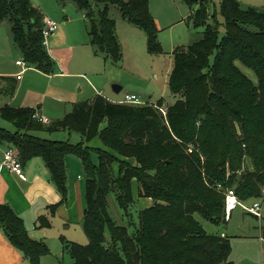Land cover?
Wrapping results in <instances>:
<instances>
[{
    "label": "trees",
    "instance_id": "trees-1",
    "mask_svg": "<svg viewBox=\"0 0 264 264\" xmlns=\"http://www.w3.org/2000/svg\"><path fill=\"white\" fill-rule=\"evenodd\" d=\"M58 1L65 5L70 0ZM72 1L87 19L95 54L104 60L120 63L123 59L117 22L109 17L110 5H116L130 25L145 31L149 53L163 51L149 0ZM184 2L191 12L188 20L204 31L198 42L173 51L168 85L178 97L174 104L166 105L164 98L155 104H128L98 95L76 103L63 119L49 124L33 117L35 108H0L1 118L17 130L0 127V143L18 150L23 167L35 157L43 159L61 194V201L50 207L51 213L69 198L67 157L76 156L82 162V225L89 243H70L74 264H231L230 240L208 233L196 215L216 225L226 223L228 188L247 203L262 199L264 9L243 8L239 0H221L219 14L225 21L221 36L216 14L211 21L209 0ZM5 20L22 60L52 72L54 62L43 45L42 11L32 0H0V22ZM237 62L252 69L258 83ZM0 80L6 83L5 94L13 97L17 80ZM163 106L166 115L160 110ZM60 130L79 133L82 142L38 135ZM96 138L103 145L94 148L98 163L92 160L89 146ZM110 194L129 217L137 198L153 200L140 210L139 226L133 233L111 216ZM38 222L39 228L51 227L46 216ZM0 230L29 264H41L42 257L51 254L44 241L29 236L23 219L6 203H0Z\"/></svg>",
    "mask_w": 264,
    "mask_h": 264
},
{
    "label": "rangeland",
    "instance_id": "rangeland-1",
    "mask_svg": "<svg viewBox=\"0 0 264 264\" xmlns=\"http://www.w3.org/2000/svg\"><path fill=\"white\" fill-rule=\"evenodd\" d=\"M149 1L150 12L160 28L158 39L163 51L158 54L149 53L145 31L130 25L122 17L120 9L116 5H110L109 17L117 22L116 32L123 47V59L120 63L100 59L98 61H100L102 78L107 80L109 89L114 90V85H119L123 87L120 93L123 96L127 92L134 93L147 104H155L159 99L164 98L166 105H171L178 99L170 91L168 85L169 76L174 64V48L179 44L191 45L198 42L203 36L204 28H195L193 23L188 20L189 10L184 0ZM239 1L243 8L254 7L264 9V0ZM32 3L44 14L52 13L58 15V17L73 18L77 20L80 26H85L84 18L78 12L76 4L72 0L68 1L64 7L61 6L58 0H32ZM220 3L221 0H209L208 11L211 17H214L216 14L222 36L225 21L219 14ZM216 18H211V21L213 22ZM5 21L0 22V64L9 66L12 71H18L21 68L16 65V61L22 59V55L17 48L15 53L6 50L4 43L8 41L7 27L9 24H6L8 23L7 20ZM214 58L215 55L212 56V61H214ZM237 65L247 77L254 83H258V78L252 69L244 66L241 62H237ZM28 67L30 65L27 64ZM78 89L79 87L77 91ZM162 109L166 112V106H163ZM162 114L165 115L163 112ZM104 126L105 124H102L101 128H104ZM0 127L10 132L17 131L12 123L4 121L1 117ZM56 133L53 134L56 135ZM64 133L65 136L62 134V137L60 136L61 134L57 133V136L59 135L58 137L61 139L53 140L68 141L72 144L82 142V137L79 133L69 131ZM43 134L47 133H38L41 137ZM91 147L93 148L91 158L95 163H98L99 157L94 149L95 147ZM68 160L71 161L70 167H68L69 179L79 181L80 183L77 185L74 201L81 204L79 201L80 191L83 194V202L85 203V178L82 162L76 156H70ZM247 166L250 167L249 164ZM79 175L83 177L82 180L78 179ZM134 191L137 196V186H134ZM108 201L110 214L116 223L128 227L129 232L133 233L139 226V212L145 208V203L137 198L135 205L130 208L129 217L121 209L114 194L109 195ZM247 204H251V202ZM262 215L263 218L260 219L237 207L232 212L230 219L221 225L213 224L199 214L196 217L208 233L224 236L230 240L232 248L230 256L231 264H264V244L261 240V237H264V208ZM37 231L45 235V239L42 241L47 244L51 252V254L42 257L41 264H74L70 243L76 242L81 245L89 243L82 224L62 222L58 216L52 218V226L49 229L38 228ZM106 236L107 238L110 237L108 230ZM16 251L23 257L19 250ZM3 263H6V261L4 260ZM9 264H15L13 258L9 261ZM19 264L29 263L24 258H21Z\"/></svg>",
    "mask_w": 264,
    "mask_h": 264
},
{
    "label": "crops",
    "instance_id": "crops-1",
    "mask_svg": "<svg viewBox=\"0 0 264 264\" xmlns=\"http://www.w3.org/2000/svg\"><path fill=\"white\" fill-rule=\"evenodd\" d=\"M61 6L64 7L65 5ZM78 12L84 18H82L85 24L84 27L80 26L76 19L58 17V15L52 13L44 14L42 12L44 18L52 19L59 24L57 31L48 38V46L46 47L54 62L53 70L50 73H45L34 66L27 68V64L24 68L17 63L20 60L23 61L22 59L16 61V65L21 68L18 71H12L9 66L0 64V78L11 77L17 80V89L13 97L5 94L6 83L0 80V108L5 105L16 108H35L40 115L47 117L53 123L70 113L76 103L93 100L98 95H102L112 102L123 101L127 94L136 95L127 92L123 96L120 94L123 87L120 91L109 89L107 80L102 78L100 61H98L104 59L95 54L91 44L87 19L82 12L79 10ZM190 14L189 10V16ZM6 24L8 25V23ZM7 28L8 41L4 43V46L6 50L15 53L17 46L11 37L9 25ZM180 46L188 45L179 44L176 48ZM20 73L22 77L19 79L18 75ZM56 132L61 134L62 137V134L65 136L64 132L68 131L60 130ZM44 133L47 134H43V138L61 139L58 137L59 135L57 136V133L56 135L53 134L55 132ZM8 146L6 143H0V165ZM89 146L98 148L103 145L96 138L89 143ZM69 157H67V167H70L71 164V161L68 160ZM24 172L27 175L26 181L20 179L18 174L14 172L0 169V203L9 204L23 219L31 238L36 240L45 239V235L37 231L41 216L48 217L51 226L52 218L55 216H58L62 222L82 224L84 202L83 194L80 191L79 201L81 204L74 201L77 185L80 184L79 181L69 179V198L53 214L50 207L61 201V194L51 181L50 172L43 159L40 157L33 158L28 164L24 165ZM78 179L82 180L83 177L79 175ZM138 200L145 203V208L153 204V200L150 198H138ZM250 202L252 204L255 201ZM16 250L0 230V264H9L12 258L15 264H19L21 258L24 257H21ZM4 260L6 263H3Z\"/></svg>",
    "mask_w": 264,
    "mask_h": 264
},
{
    "label": "built area",
    "instance_id": "built-area-1",
    "mask_svg": "<svg viewBox=\"0 0 264 264\" xmlns=\"http://www.w3.org/2000/svg\"><path fill=\"white\" fill-rule=\"evenodd\" d=\"M59 27V24L48 18H44V27H43V45L45 47L48 46V38L51 34L57 31ZM19 65H22L24 68H26V63L24 61H18ZM22 77L21 73L18 75V78L20 79ZM121 103H128V104H138V105H144L146 104L144 101H142L137 95L127 94ZM165 115L166 112L162 108L160 109ZM38 121L49 124L50 121L47 117H44L38 113V111L33 116ZM193 149H189V152H192ZM0 169H7L11 172H14L18 174L20 179L26 181L27 175L24 172V167L20 161L18 150L14 146H8L7 149L4 152V157L0 165ZM219 189H222V185H218ZM237 207L242 208L247 213H250L257 218H263L262 212L264 207V188L262 190V199L257 200L252 204H247V202L242 201L236 191L233 188H228L225 190V218L226 220L230 219V216L232 215V212ZM262 243L264 244V237H261Z\"/></svg>",
    "mask_w": 264,
    "mask_h": 264
},
{
    "label": "water",
    "instance_id": "water-1",
    "mask_svg": "<svg viewBox=\"0 0 264 264\" xmlns=\"http://www.w3.org/2000/svg\"><path fill=\"white\" fill-rule=\"evenodd\" d=\"M114 91H120L121 90V86H119V85H114Z\"/></svg>",
    "mask_w": 264,
    "mask_h": 264
}]
</instances>
